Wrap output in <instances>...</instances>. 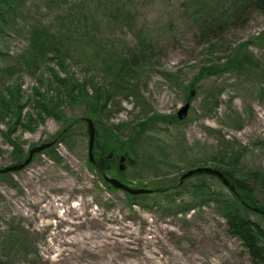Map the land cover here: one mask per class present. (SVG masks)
I'll use <instances>...</instances> for the list:
<instances>
[{"label": "rangeland", "instance_id": "374dc122", "mask_svg": "<svg viewBox=\"0 0 264 264\" xmlns=\"http://www.w3.org/2000/svg\"><path fill=\"white\" fill-rule=\"evenodd\" d=\"M17 7L0 28V169L23 161L34 145L52 144L23 169L0 174V264H74L70 250L78 248L61 255L56 239L68 228L64 213L93 220L82 230L95 243L82 264H264L230 231L215 198H194L193 186L205 182L234 200L221 179L194 175L176 185L187 170L217 168L222 160L264 204V184L244 176L264 173V0H21ZM43 26L67 60L60 64L59 53L50 52L28 67L21 55L31 31ZM245 51L258 63L253 73L223 69L196 80ZM121 63L124 71L114 75ZM55 74L73 84L87 80L91 95L109 90L107 106L95 111L98 145L126 157L125 179L91 167L85 119L94 104L72 97ZM15 84L32 126L16 124L15 114L1 116V92ZM36 87L53 98L48 106L59 116L40 117ZM188 101L185 118L152 122L127 151L138 123L175 117ZM105 177L153 191L129 196ZM47 206H58L57 213L44 219ZM244 214L264 228V213ZM112 231L123 235L108 238Z\"/></svg>", "mask_w": 264, "mask_h": 264}, {"label": "trees", "instance_id": "16d2710c", "mask_svg": "<svg viewBox=\"0 0 264 264\" xmlns=\"http://www.w3.org/2000/svg\"><path fill=\"white\" fill-rule=\"evenodd\" d=\"M21 0H0V28L7 26L11 23V20L13 16L16 13L17 10V4H19ZM262 1V0H258ZM30 44L28 49L21 55L22 59H25V61H28L29 65L35 64V62L39 59H42L45 57L48 53H56L57 58L60 60V64H64L65 60H67V57L65 56V53L63 50L60 49V47L55 43L54 40H51L50 34L48 33V28L43 27H36L34 28L30 33ZM124 65H127L125 63H121L120 67L118 69H112L113 74L118 75L119 73L123 72ZM258 67V63L256 62V59L254 58V55H252L249 51L242 52L239 55V52L235 54L229 62H226L223 66H215L212 65L211 71H207V69H204L200 72L196 80L201 79L205 73L207 72H219L224 70L231 69L232 71L240 72H248L253 73L254 69ZM13 67H8L7 72L11 73L13 72ZM18 72V69L16 70ZM57 75L55 74V77ZM56 79L60 81L61 85L66 86L67 92H71L72 97H77V99H81V97L86 98L91 102L93 105V108H91V117L94 120L96 126L98 123V113H95V111H98L99 108L105 109L107 106V102L110 99L111 95L109 93V90H107L105 87H97L96 94L97 95H91L87 90L88 87L85 84L87 80H83L82 82L79 81L77 84H73L69 81H65V79L57 76ZM92 80V79H91ZM92 83V81H91ZM70 84L71 87H67ZM95 84V83H94ZM86 85V87H85ZM70 88V89H69ZM6 91L1 92V106L3 107L4 111L1 113L2 117H5L10 114L11 117H13V114L17 115L15 117L14 122L16 124H24V126H32L31 122L33 120V114L30 112L26 116H24V109L27 106V102L23 100L22 95L20 94L21 87L17 84L15 85H8L6 88ZM78 90L79 93L75 95V90ZM35 92L37 94H41L40 90L36 87ZM264 90V89H263ZM42 99L38 101L40 104V109L42 110L39 112V115L43 114V112H48L51 114H54L56 116H59L57 110L56 112L52 111V109L49 108L51 100L48 101L46 94H41ZM188 98H193V95H191V92L188 93ZM102 100L104 101L103 104H101ZM42 107V108H41ZM100 115V113H99ZM24 118L30 119L31 121L26 124L24 123ZM156 120H168V122H178L179 119L177 115L175 117H146L143 121L138 123L134 127V133L126 140L127 144V151L131 152L132 150L135 151L136 144L143 136L146 129L150 126V124ZM69 127V126H68ZM68 127L63 129V135L67 136ZM66 134V135H65ZM100 137L99 130L97 131V143H96V149L99 153V158H97L94 162H90V165L93 169L98 171L99 173L105 174L106 172H114L117 173L119 177H122V179H125V171H121L118 167V159L119 157L114 155L112 158H110V148L105 146H101L100 143L98 145V139ZM112 137V135H111ZM100 142V141H99ZM240 158V154H237L236 161L234 164L237 163L238 159ZM223 164L222 160L218 161L217 168L224 171V173L227 175V177L232 181V184L236 187V193L232 191V195L234 197V200L232 198H224L221 199L217 193L205 182H198L196 183L193 191L194 198H202L203 200H210L212 198H215L217 201V204L219 208H221L224 212V215L227 217L229 221V227L230 231L238 237L244 246L248 249L250 255L256 259V260H264V228L263 226L256 221H253L245 216V211H249V209H252L250 206L258 207L261 210H264V204L261 203L258 198L254 195L252 190L245 184V177L237 178L234 177L233 171L235 169H232L231 164H229V167L223 168L221 165ZM232 169V170H230ZM182 175V174H181ZM201 176H206V174H200ZM199 175V176H200ZM208 175V174H207ZM253 177L256 180L261 181L264 184V173L260 172H250L246 173L244 176ZM214 177V176H213ZM127 179V178H126ZM185 181V180H184ZM183 181V182H184ZM180 182V180L176 183L177 187L179 188L180 185L183 183ZM108 184V183H107ZM159 191H162L166 188H162L159 186L157 188ZM130 196V194L128 193ZM136 197V196H135Z\"/></svg>", "mask_w": 264, "mask_h": 264}, {"label": "water", "instance_id": "95a60500", "mask_svg": "<svg viewBox=\"0 0 264 264\" xmlns=\"http://www.w3.org/2000/svg\"><path fill=\"white\" fill-rule=\"evenodd\" d=\"M190 102H186L177 112L178 118L179 119H183L187 116L189 109H190ZM87 131H88V135H89V154H90V160L94 161V157H93V149L95 147V141H96V136H97V131H96V127H95V123L92 119L87 118ZM52 143H43L40 145H35L30 149L29 155L28 157L20 163H16L14 165L11 166H7L4 167L2 169H0V173H6V172H15V171H19L21 169H23L24 167H26L33 159V156L36 153H39L41 151H43L44 149H46L47 147H49ZM125 156L121 157V164H120V169L123 170L125 169ZM202 173H207L210 175H214L216 177H218L219 179L222 180V182L231 189V191L233 192H237L236 191V187L235 185L232 184L231 180L225 175V173L218 168L215 167H211V166H199V167H194L192 169H189L188 171H186L182 177L181 180L188 178L190 176H193L195 174H202ZM106 180L115 188L117 189H122L124 191H127L128 193L131 194H143V193H149L151 192L150 189H141V188H134L131 187L127 184H125L124 182H122L121 180H119L116 177H106ZM254 210L258 211L259 208L257 207H253ZM263 211V210H261Z\"/></svg>", "mask_w": 264, "mask_h": 264}, {"label": "bare ground", "instance_id": "6f19581e", "mask_svg": "<svg viewBox=\"0 0 264 264\" xmlns=\"http://www.w3.org/2000/svg\"><path fill=\"white\" fill-rule=\"evenodd\" d=\"M35 194V191L30 192V195ZM39 201H36V205H39ZM58 206H55V209H57ZM52 208V206H47L45 209L42 210L41 215L44 219L54 215L57 213V210ZM65 214V215H64ZM61 216V224L62 225H68V228L65 231H59L58 236L56 237L57 242L60 245L61 248V255L64 254L67 247L70 248H78V250H70V258L75 260L74 264H82L84 262V259L86 255L88 254L87 246H93L94 244L91 241V237L93 236V233H84L82 230L90 224L93 220L89 219H83L82 215H78L75 218L69 219L66 217V213H64ZM46 222V221H44ZM80 231V232H78ZM82 231V232H81ZM114 234V235H113ZM120 235H123V233L115 232L108 235V238H111L112 236L118 237ZM91 236V237H90ZM62 259V258H61ZM60 259V260H61ZM45 262L51 263L50 259L45 257Z\"/></svg>", "mask_w": 264, "mask_h": 264}]
</instances>
